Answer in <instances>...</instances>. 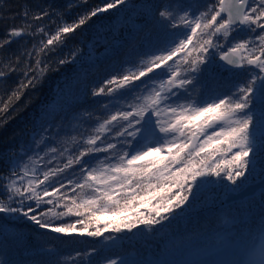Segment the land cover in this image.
<instances>
[{
    "label": "snow or ice",
    "instance_id": "snow-or-ice-1",
    "mask_svg": "<svg viewBox=\"0 0 264 264\" xmlns=\"http://www.w3.org/2000/svg\"><path fill=\"white\" fill-rule=\"evenodd\" d=\"M129 5L135 10L133 0H101L71 22L51 6L22 10V26L0 38V52L24 36L33 46L0 61V80L19 77L7 99L0 97V127L14 118L7 113L26 91L75 61V51L51 59L71 34ZM57 16L54 32L36 23ZM155 18L164 30L160 45L89 89L97 107L84 110L82 130L61 142L54 116L38 134L33 130V146L19 162L9 158L8 171L0 172V233L25 222L41 237L107 243L116 236L105 233L162 228L206 185L227 182L235 192L256 172L264 153V0H168ZM45 243L48 264H78L81 257L92 264L99 251L61 257ZM101 264L135 262L117 254ZM237 264H264V246L258 260Z\"/></svg>",
    "mask_w": 264,
    "mask_h": 264
},
{
    "label": "trees",
    "instance_id": "trees-1",
    "mask_svg": "<svg viewBox=\"0 0 264 264\" xmlns=\"http://www.w3.org/2000/svg\"><path fill=\"white\" fill-rule=\"evenodd\" d=\"M4 2L14 7L20 6V0H0V7ZM74 2L79 3V0H44L46 6L61 12L69 22L77 19L79 15L90 10L101 0H88L87 4H79L78 7L68 9L67 5ZM166 3L168 0H147L144 5H138L136 10L129 14H113L105 20L97 16L71 34L67 39L72 41L71 50L74 48V43L83 48L93 41L99 45L109 46L113 48V51L109 57L103 58L91 68L76 70L69 66L66 69L61 67L59 71H51L37 88L26 91L23 97L15 102V111L10 109L7 113L14 118L0 127V145L3 143L7 145L10 141L16 146L20 142H30L28 137L34 129L27 124V119L32 116L29 113L35 112L41 98L47 92L46 103L57 101L59 107L63 106L61 112L56 115L57 127L61 129V134L62 129H68L69 132L65 136L61 135V142L68 140V137L74 135L77 130H82L84 124L80 123V119L84 116V110L91 111L97 107L96 101L89 96V89L125 62L138 61L141 54L151 52L160 45L164 30L155 18V10ZM36 9L38 8L34 10ZM2 18L0 17V20H3ZM9 28L11 27L7 24L6 32ZM99 29L100 32H98ZM159 38L161 39L158 40ZM9 47L10 45L0 52L2 58ZM51 59L56 60L53 56ZM18 79V75L14 73L7 76V80H0V97L6 100L7 94L15 87ZM1 82L4 83L1 84ZM73 116L75 119H72ZM86 123L90 124L91 121ZM262 169H264V153L258 157L256 172L250 174L247 182L259 179L264 173ZM226 183L206 185L189 208L162 228L158 226L155 231L141 228L132 233H105V236H116L114 241L107 243L103 238L89 239L87 236L61 238L55 235L41 237L32 230L20 231V235L0 240V254H5V260H8L6 264H48L46 259L48 256L43 254L40 248L43 241L46 242L45 247H57L61 257L96 248L99 251L92 256V264H101L105 258L117 254L136 264L135 255L139 256L140 249L143 250L142 256L145 260L159 257L158 262L155 261L152 264H224L226 260L229 261L228 264H233L247 260L248 252L256 242L257 236L262 233L260 219L264 216V187L241 201L223 206L221 200L229 190ZM242 187L243 185L239 189ZM171 235L174 237L172 238ZM204 235L212 237L204 240ZM168 236H170L169 241H178L179 245L189 244V247L175 252L178 258L167 260L160 250L154 253V249H148V246L155 245L161 237L168 238ZM184 238L187 242L183 241ZM218 241H220L219 245L216 246L214 243ZM230 246L232 248L229 250ZM218 250L222 252L218 253ZM190 252L197 254L192 255V258H186ZM99 255H102L101 260L97 257ZM10 256L17 261L11 262ZM85 258L87 257H81L78 264H85ZM62 263L69 264L66 260Z\"/></svg>",
    "mask_w": 264,
    "mask_h": 264
},
{
    "label": "rangeland",
    "instance_id": "rangeland-1",
    "mask_svg": "<svg viewBox=\"0 0 264 264\" xmlns=\"http://www.w3.org/2000/svg\"><path fill=\"white\" fill-rule=\"evenodd\" d=\"M135 3L136 7L138 5H144V3L147 2V0H133ZM46 5L44 4V0H20V6L19 7H14L9 5V3L4 2L3 5L0 7V17L3 20H0V38L4 37L6 34L5 27L8 24L10 27H21V16L20 13L24 9H32L34 10L35 8L38 9H43ZM135 7V10H136ZM134 11L129 5L128 7L124 8H118L115 10H110L109 12L99 15L98 18L102 19H107L110 18L113 14H121L123 15L124 13L129 14L130 12ZM120 15V16H121ZM15 17V19H12V17ZM93 17L92 19H94ZM8 19V20H7ZM54 23L50 22L49 19H45L43 21H39L36 23L43 24L47 27L49 32H54L57 25L60 22V17H54ZM64 20H66L63 17ZM7 20V21H6ZM120 20V19H119ZM7 29V28H6ZM100 32V29L98 30ZM163 36V34L161 35ZM159 38L158 40H160ZM38 43V40L36 41ZM72 41H65V43L58 49L61 51L56 52V54L53 55L54 59H59L63 55H68L71 52L75 51L77 53L75 57V61L71 64L63 66V69L68 68H74L76 70L84 69V68H91L94 65H97L103 58L109 57L110 53H112L113 48H110L109 46L106 45H99L93 41L89 42L86 44L85 47H81L79 44L74 43V48L72 50L70 49ZM156 43V42H155ZM154 44V43H153ZM33 46V37L30 36H24L21 38H17L16 40L13 41V43L10 44V47L5 51L3 54L4 58H1V61L8 59L7 53H15L16 55H20L21 52L26 49V48H31ZM63 50V51H62ZM148 51H150L148 49ZM7 80V78H6ZM5 82V81H4ZM4 82H1L3 84ZM48 96V92L45 96H43L37 105V108L35 109V112L29 113L32 116L27 119V124L31 126L35 130V133L38 134L42 126H47L49 122L52 121L53 117L58 115L63 106L59 107V104L57 101H52L46 103V97ZM39 101V100H38ZM72 119H75V116L72 117ZM26 121V120H25ZM25 131V130H24ZM61 132V129H60ZM64 132V133H63ZM69 132L68 129H62V134L63 136L67 135ZM61 134V135H62ZM34 135V132L32 131L30 134V137L28 139L30 142L27 143H22L18 146H16L13 142H8L7 145L5 143L0 145V172H7L9 168V158L12 157L14 158L17 162H19V156H22L24 154V151L31 148L33 145L31 143V138ZM3 221L2 216H0V222ZM28 230H32V232H36L33 230V227L30 224H27L25 222H20L15 225H8L6 226V231L0 233V240L6 238V237H12L14 235H20L21 232H26ZM89 239H94L89 237ZM220 239V238H219ZM219 242L214 243L216 246L219 245ZM2 247V246H1ZM232 247L230 246L228 249L230 250ZM172 252V250L170 251ZM222 252V250H218V253ZM191 255H195L197 253H191ZM5 254H0V264H4V262H7L5 260ZM171 256V255H168ZM11 258V256H10ZM16 259L11 258V262H16ZM202 262V261H201ZM229 263L228 260L224 264Z\"/></svg>",
    "mask_w": 264,
    "mask_h": 264
},
{
    "label": "water",
    "instance_id": "water-1",
    "mask_svg": "<svg viewBox=\"0 0 264 264\" xmlns=\"http://www.w3.org/2000/svg\"><path fill=\"white\" fill-rule=\"evenodd\" d=\"M264 184V176L260 181L255 183H248L242 190L238 192L228 191L227 196L224 198V203H230L235 200H240L245 198L246 196H250L256 192L261 186ZM259 185V186H258Z\"/></svg>",
    "mask_w": 264,
    "mask_h": 264
},
{
    "label": "bare ground",
    "instance_id": "bare-ground-1",
    "mask_svg": "<svg viewBox=\"0 0 264 264\" xmlns=\"http://www.w3.org/2000/svg\"><path fill=\"white\" fill-rule=\"evenodd\" d=\"M261 179H262V178H261ZM261 179H259V180H257V181H260ZM257 181H256V182H257ZM254 183H255V182H254ZM258 186H259V185H258ZM261 186L264 187V184H263V185L261 184ZM171 236H172V238L174 237V235H171ZM169 237H170V236H168V238H165V237H164V238H165V239H169ZM131 243H132V242H131ZM155 243H156V242H155ZM132 244H133V243H132ZM138 253H139V256H138V254L135 255V256H136V259H137L138 257H140V256L143 255V250H142V249L138 250ZM91 257H92V256H91ZM46 259L48 260L49 258H46ZM84 260H85V259H84ZM62 262H63V260H60V261H59V264H63Z\"/></svg>",
    "mask_w": 264,
    "mask_h": 264
}]
</instances>
